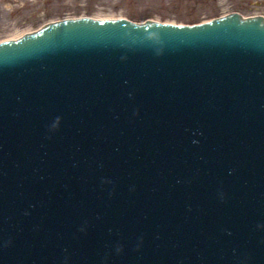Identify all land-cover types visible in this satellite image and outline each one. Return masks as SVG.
<instances>
[{"label":"water","instance_id":"water-1","mask_svg":"<svg viewBox=\"0 0 264 264\" xmlns=\"http://www.w3.org/2000/svg\"><path fill=\"white\" fill-rule=\"evenodd\" d=\"M136 15L0 40V264H264V17Z\"/></svg>","mask_w":264,"mask_h":264},{"label":"rangeland","instance_id":"rangeland-1","mask_svg":"<svg viewBox=\"0 0 264 264\" xmlns=\"http://www.w3.org/2000/svg\"><path fill=\"white\" fill-rule=\"evenodd\" d=\"M172 23L198 22L229 12L264 17V0H0V40L64 17H125Z\"/></svg>","mask_w":264,"mask_h":264}]
</instances>
